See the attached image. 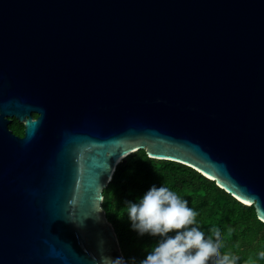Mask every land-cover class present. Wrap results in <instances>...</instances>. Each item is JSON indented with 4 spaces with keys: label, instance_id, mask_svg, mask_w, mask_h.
Wrapping results in <instances>:
<instances>
[{
    "label": "water",
    "instance_id": "95a60500",
    "mask_svg": "<svg viewBox=\"0 0 264 264\" xmlns=\"http://www.w3.org/2000/svg\"><path fill=\"white\" fill-rule=\"evenodd\" d=\"M140 149L264 221V0H0V264L128 261L104 190Z\"/></svg>",
    "mask_w": 264,
    "mask_h": 264
},
{
    "label": "trees",
    "instance_id": "16d2710c",
    "mask_svg": "<svg viewBox=\"0 0 264 264\" xmlns=\"http://www.w3.org/2000/svg\"><path fill=\"white\" fill-rule=\"evenodd\" d=\"M10 128L16 134L22 132L16 120ZM153 185L167 187L187 200L197 213L193 226L203 231L206 238L215 239L211 229H220L221 254L239 257L238 264H264L259 256L264 251V222L258 218L254 205L238 200L196 169L172 160L151 158L144 149L131 153L117 165L104 190L103 206L130 264L132 258L139 264L160 239L139 235L132 230L127 216L126 202H139Z\"/></svg>",
    "mask_w": 264,
    "mask_h": 264
},
{
    "label": "clouds",
    "instance_id": "9594fccd",
    "mask_svg": "<svg viewBox=\"0 0 264 264\" xmlns=\"http://www.w3.org/2000/svg\"><path fill=\"white\" fill-rule=\"evenodd\" d=\"M126 207L132 230L141 236L160 238L139 264H238L239 257L221 254L220 229H211L215 239L206 238L203 231L193 226L197 213L188 206V201L167 187L153 185L139 202H126ZM102 211L103 208H96L97 213ZM259 256L264 259V251ZM109 264L129 262L117 258L109 259ZM131 264H136L135 258Z\"/></svg>",
    "mask_w": 264,
    "mask_h": 264
},
{
    "label": "flooded vegetation",
    "instance_id": "af4514ba",
    "mask_svg": "<svg viewBox=\"0 0 264 264\" xmlns=\"http://www.w3.org/2000/svg\"><path fill=\"white\" fill-rule=\"evenodd\" d=\"M31 114H32V117H33V118H36V117H37V113H36V112H31ZM14 120H16V119L13 118L12 121L10 122V124H12ZM16 121L19 123V126L21 127V130H22L21 134H17V135H19V136H23V130H24L23 123L19 122L18 120H16ZM10 124H9V127H10ZM15 134H16V133H15Z\"/></svg>",
    "mask_w": 264,
    "mask_h": 264
}]
</instances>
